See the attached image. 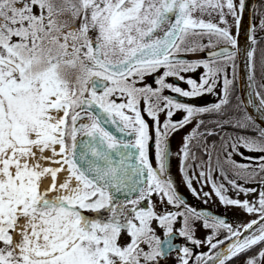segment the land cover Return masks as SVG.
Segmentation results:
<instances>
[{
  "label": "snow or ice",
  "instance_id": "1",
  "mask_svg": "<svg viewBox=\"0 0 264 264\" xmlns=\"http://www.w3.org/2000/svg\"><path fill=\"white\" fill-rule=\"evenodd\" d=\"M248 10L241 49L229 17L239 30ZM240 56L249 91L234 103ZM173 155L193 197L255 218L190 205ZM173 254L264 264V0H0V264Z\"/></svg>",
  "mask_w": 264,
  "mask_h": 264
},
{
  "label": "flooded vegetation",
  "instance_id": "2",
  "mask_svg": "<svg viewBox=\"0 0 264 264\" xmlns=\"http://www.w3.org/2000/svg\"><path fill=\"white\" fill-rule=\"evenodd\" d=\"M232 32L233 35L237 38V29L236 28H232ZM200 56H202L203 54H199ZM190 59H196L198 58L197 56H190ZM237 63V68H236V80H235V85H234V96H233V102L235 103L236 98L239 97L241 99V94H240V84H239V58L236 61ZM199 71H202L199 70ZM231 75V73H230ZM177 83L180 84L181 87H187L185 84H183V82H179L177 81ZM165 94H170V93H165ZM175 95V94H172ZM180 99H185L186 102H190V103H195L198 105H206V104H211L213 102H216L217 97L214 95H204L202 97H197L194 100H187L186 98H180ZM242 100V99H241ZM180 117V114L178 113L174 118L178 119ZM183 135V132H181L180 134H174L172 137H170V149L175 153L176 151H178L180 143H181V137ZM170 173L171 176L176 184L177 189L179 190V192L185 197L187 198L188 202L193 205L196 206L198 208H209L212 212H214L215 214H219L221 216H224L227 220H229L230 222L233 223H247L245 221H236L235 218V208H225L223 205L220 204L219 200L213 195V198L208 200V203L205 204L202 202V200H198L196 199V203L193 201L192 198L189 197V193L187 192L189 189L186 187L183 177L181 175V173L179 172V160L177 159V157L175 155H173L172 159L170 160ZM194 183V187H199V185H196ZM210 188V187H206V190ZM230 195H233V193H230ZM179 225V224H178ZM208 230H204L203 228H201L198 232H197V236L200 238H203L206 234H207ZM163 237V236H162ZM176 242H179L180 244H185L186 241L183 238H177ZM194 252H202V251H207V248L205 247H201V248H194L193 249ZM190 264H192V261H190Z\"/></svg>",
  "mask_w": 264,
  "mask_h": 264
},
{
  "label": "water",
  "instance_id": "3",
  "mask_svg": "<svg viewBox=\"0 0 264 264\" xmlns=\"http://www.w3.org/2000/svg\"><path fill=\"white\" fill-rule=\"evenodd\" d=\"M252 2H254V0H249V4H251ZM251 22H252V20H250V10L245 11L241 17V23L239 26L238 37H237L238 42H239V46L241 49L244 47L245 40L248 38V26ZM239 74H240L239 84H240L241 99L246 100L248 92L246 90L247 84L245 83L244 64H243L242 56L239 57ZM252 98H253V100H255L256 99L255 95H253ZM206 209L211 211L209 208H206ZM217 215H219V214H217ZM176 239L173 240V243H175ZM175 244H180V243H175Z\"/></svg>",
  "mask_w": 264,
  "mask_h": 264
},
{
  "label": "rangeland",
  "instance_id": "4",
  "mask_svg": "<svg viewBox=\"0 0 264 264\" xmlns=\"http://www.w3.org/2000/svg\"><path fill=\"white\" fill-rule=\"evenodd\" d=\"M229 22L233 24V27L234 28H236L235 25H234V22L231 19V17H229ZM210 190H211L210 188H208L207 190H206V187L204 188V191H210ZM187 192L189 193V197L192 198L193 201L196 203V198L192 196L191 191L188 190ZM211 198H213V196ZM211 198H209V199H211ZM241 198H243V196H241ZM235 218H236V221L237 220H239V221H242L243 220V221L247 222L248 220L253 219L255 217L253 215H249V214H241L239 212V210L235 209ZM174 227L178 228V224L175 225ZM157 234L162 237L163 236L162 230H158V233ZM174 260H175V256L173 254V256L169 259L168 264H173Z\"/></svg>",
  "mask_w": 264,
  "mask_h": 264
},
{
  "label": "bare ground",
  "instance_id": "5",
  "mask_svg": "<svg viewBox=\"0 0 264 264\" xmlns=\"http://www.w3.org/2000/svg\"><path fill=\"white\" fill-rule=\"evenodd\" d=\"M244 44H245L244 47H247L249 45L248 38L245 40ZM242 60H243V64H244L245 83L247 84L246 85V90L248 92L249 91V88H248V69L245 67V59H244L243 56H242Z\"/></svg>",
  "mask_w": 264,
  "mask_h": 264
},
{
  "label": "trees",
  "instance_id": "6",
  "mask_svg": "<svg viewBox=\"0 0 264 264\" xmlns=\"http://www.w3.org/2000/svg\"><path fill=\"white\" fill-rule=\"evenodd\" d=\"M252 22H254L255 24L258 25V24H259V17L257 16V17L255 18V20L252 21ZM257 35L259 36V35H261V34H260V33H257ZM256 79H257L258 82L261 80V74H260L259 70H257V73H256ZM255 87L258 88V84H257Z\"/></svg>",
  "mask_w": 264,
  "mask_h": 264
}]
</instances>
